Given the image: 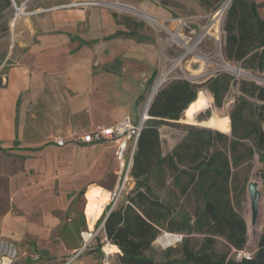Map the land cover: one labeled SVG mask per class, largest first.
<instances>
[{
    "label": "crops",
    "instance_id": "0c3cea01",
    "mask_svg": "<svg viewBox=\"0 0 264 264\" xmlns=\"http://www.w3.org/2000/svg\"><path fill=\"white\" fill-rule=\"evenodd\" d=\"M9 1L0 13V238L43 234L49 240L56 230L75 233L80 217L85 227L79 232L92 233L104 222L121 168L115 144L79 138L125 119L137 124L153 84L143 85L141 77L156 76L159 61L151 34L111 8L157 28L142 13L166 18L171 10L152 0L140 6L132 0H29L18 16L12 2L26 0ZM252 1L264 19V0ZM86 3L98 5L77 6ZM160 134L163 153L181 136L167 126ZM89 201L100 209L91 227ZM99 234L103 250L115 247L102 228ZM82 257L79 264H98L88 256L75 259Z\"/></svg>",
    "mask_w": 264,
    "mask_h": 264
},
{
    "label": "trees",
    "instance_id": "16d2710c",
    "mask_svg": "<svg viewBox=\"0 0 264 264\" xmlns=\"http://www.w3.org/2000/svg\"><path fill=\"white\" fill-rule=\"evenodd\" d=\"M10 5L9 0H0V13ZM229 5L223 19L224 59L261 73L264 19L258 15L260 6L252 0H232ZM230 80L224 74L205 85L176 79L154 94L132 160L134 186L102 218V230L116 247L112 248L118 252V264H264V226L251 257L235 259L234 255L246 252L248 238L247 225L232 205L237 172L255 157L264 188V88L241 81L240 91L256 99L259 109H249L246 100L237 101L228 117H213L208 105H221ZM180 119L209 121L212 126L180 123ZM163 126L181 132L176 145L165 153ZM192 202L193 213L187 209ZM81 226L85 227L83 217L74 228L77 235ZM166 232L182 234V242L156 255L153 243ZM219 239L225 242V251L217 250Z\"/></svg>",
    "mask_w": 264,
    "mask_h": 264
},
{
    "label": "rangeland",
    "instance_id": "374dc122",
    "mask_svg": "<svg viewBox=\"0 0 264 264\" xmlns=\"http://www.w3.org/2000/svg\"><path fill=\"white\" fill-rule=\"evenodd\" d=\"M156 3L165 2L167 7L171 10L172 17H156L147 12L148 15L154 18L156 22L161 23L168 31L171 33L179 34L181 39L185 41L189 46L193 44L196 39L200 36L202 32H205L204 39L197 43L194 47V51L190 52L183 61L178 62L175 70L172 72L173 77H182L194 81V84L205 85L211 79L216 78L220 74L227 75L231 78L228 85L227 92L220 106H215L214 103H210L208 106L211 111V116L216 118H221L227 116L233 109L235 101L240 97L239 94H243L239 89V83L241 81L249 83H255L259 87L264 88V82H260L257 79L264 81V71L258 73L252 69L243 68L239 62H227L223 56V44L225 39V32L223 30L224 25V15L221 18V24L217 25L216 20L213 18V14L218 11V9L223 6L222 4L226 0H152ZM135 6H140L141 3L148 2L147 0H132ZM231 2V1H230ZM230 4V3H229ZM228 4V5H229ZM230 6V5H229ZM135 8V7H134ZM138 9V8H137ZM112 12L117 15L132 18L134 22H138L141 25L142 31H147L152 36V42L155 45L156 51L159 56L160 71L166 72L171 68V62L183 52L182 46L178 41H174L173 38L164 29H159L153 26L147 20L131 14L129 12L120 11L118 9L111 8ZM14 14L16 15L15 11ZM20 16V15H18ZM209 27V28H207ZM224 62L231 66L230 70L238 72L240 69L252 75L251 77L237 76L233 73L225 70L223 67L219 66L224 64ZM236 67V68H233ZM238 80L237 88L233 89V83ZM151 88H148V94ZM206 90V89H205ZM204 89L200 92L205 91ZM149 96V95H148ZM245 100L248 102L249 109H259L260 103L252 98L243 94ZM147 99L143 103L145 106ZM254 106V107H253ZM144 110V109H143ZM143 112V111H142ZM212 123L209 121H204L202 125L205 127H211ZM174 138V137H173ZM172 138V139H173ZM261 165L257 162V157H255L250 166L239 169L237 172V191L233 193L234 197L232 200L233 209L241 215L244 222L247 225V246L246 253H251L257 246L259 235L264 226V208L262 216V208L259 207V216L257 220V225H251V210L249 209V195L247 194V184L252 181H256L259 184V189L261 194H263L264 202V188L262 184V179L257 176ZM91 191H89L87 198ZM89 200V199H88ZM94 202V201H93ZM93 202L89 201L87 205V218L92 226V223L99 213V207L94 206ZM195 203H191L187 206V209L191 213L194 212ZM264 205V203H263ZM25 237L22 240L6 239L7 241L13 243L17 256L13 264H65L70 258L77 252H79L78 258L81 256L92 259V261H97L98 264H118L115 258L116 253L112 247H106L102 249L100 242L99 230H94L92 233H87V231H82L77 235L76 233H71L63 231L62 229L54 231L49 234V240H45L43 234H24ZM160 234L153 243L154 254H161L169 247H176L173 240L163 239ZM196 241L199 240L195 237ZM100 244V245H99ZM76 245V252H72L69 246ZM65 247V249H64ZM218 251H225L226 245L222 239L218 240L217 243ZM108 252V254H106ZM237 255H234L236 259ZM36 257V258H35ZM77 258V257H76ZM75 261L70 264H79L82 259H74Z\"/></svg>",
    "mask_w": 264,
    "mask_h": 264
},
{
    "label": "built area",
    "instance_id": "2783aa9c",
    "mask_svg": "<svg viewBox=\"0 0 264 264\" xmlns=\"http://www.w3.org/2000/svg\"><path fill=\"white\" fill-rule=\"evenodd\" d=\"M27 2H29V0H26L20 6H16L12 2L13 9H14L16 15L25 14L24 13V5ZM85 5L94 6V5H98V3L77 4V6H85ZM228 7H229V5H227L225 7L221 6L218 9V11H216L213 14V18H214V20H216L217 25L221 24V21H222L221 18L225 14ZM151 19L154 20L153 17ZM164 30L167 31L170 36L177 34L176 32H175V34L171 33L165 27H164ZM177 35L179 36V34H177ZM205 36H206L205 32H202L200 34V36L196 39V41L193 44H191V45H193L192 51H194V47L196 46V44L201 42ZM181 41L185 43V41H183L182 39H181ZM180 45L182 46L183 52L180 53L178 56H176V58L171 62L172 66L170 69H168V71H166V72L160 71L161 67H160L159 61H158V72L154 78L155 81L153 82V87L151 89L153 92L155 91V93H156L159 89L162 88V86L164 84H166L170 81L176 80V79H182V80H186V81L190 82L186 78H182V77H176L175 78L172 75V72L175 70V68L177 66L176 64L178 62L183 61L185 59V57L190 52H192L191 50H190V52H187V50H185V47L182 44H180ZM186 45L189 46L188 44H186ZM219 66L224 68V66H230V65H228L224 62V64H220ZM238 69H240V65H239ZM237 76H239V75H237ZM141 80H142L143 85H146L148 82V80L145 78V76H142ZM193 82L194 81L191 80L190 83H193ZM146 118H147V115L145 113H143V114H141V117H140L139 122L137 124H132L129 119H125V120H123V121H121V122H119L113 126H110V127H97L95 130H93L89 133L83 134L79 138V141L81 143H84V144L112 143V144L116 145L115 156H116V159L118 160V162L120 163L121 170L119 172L118 186L116 187L115 191L112 193V196H111L110 211L117 206V204L120 202L122 197L125 194H127L128 192H130L134 186L133 185L134 181L131 178L130 171H131V166H132V160H133V157H134V154L136 151L137 141H138L140 132L144 126L143 123L146 120ZM56 144L58 146H63L64 143L62 140H57ZM126 155H127V159H125ZM102 227H103V224L99 227L98 230H100ZM161 238H163L165 240L171 238L173 240L174 245H179L182 242L183 235L182 234H180V235L179 234H170V233L166 232V233H162ZM78 255H79V252L75 253L70 258V260L67 261L65 264H70ZM236 255H237L236 260H238V261L241 258L249 259L251 257V254L246 253V252H239ZM16 256H17V251H16L13 243H11V242L3 239V238H0V264H13Z\"/></svg>",
    "mask_w": 264,
    "mask_h": 264
},
{
    "label": "water",
    "instance_id": "95a60500",
    "mask_svg": "<svg viewBox=\"0 0 264 264\" xmlns=\"http://www.w3.org/2000/svg\"><path fill=\"white\" fill-rule=\"evenodd\" d=\"M230 1H232V0H230ZM230 1L228 2V4L230 3ZM116 6H122V7L128 8V9L137 10L135 8H131L128 6H123V5H116ZM142 14L149 17V18H152L147 13H142ZM237 86H238V80H235L232 87H233V89H235V88H237ZM150 94H152L153 97L150 101H148ZM154 94H155V91L153 92L152 90L148 94L149 96H148V99L145 103V114L146 115L148 113V107H149L151 101L153 100V98L155 96ZM239 95H240V97L235 102L245 100V97L243 96V94H239ZM261 174H262V172H261V170H259L256 175L260 177ZM247 194L249 195V209L251 210V222L250 223L252 226H255V225H257V220H258V216H259V209H260L259 207L262 208L263 203H264L263 202V194H261L258 182L252 181V182H249L247 184Z\"/></svg>",
    "mask_w": 264,
    "mask_h": 264
},
{
    "label": "bare ground",
    "instance_id": "6f19581e",
    "mask_svg": "<svg viewBox=\"0 0 264 264\" xmlns=\"http://www.w3.org/2000/svg\"><path fill=\"white\" fill-rule=\"evenodd\" d=\"M151 19V18H150ZM154 22H156L155 20H154ZM156 23H158V22H156ZM159 24V23H158ZM207 28H209V27H207ZM159 29H164V27H163V25L160 23L159 24ZM172 36V38H173V40L175 41H178L180 44H182L184 47H185V50H187V52H190V50L192 51V49H193V45H191L190 47L189 46H187L184 42H182L181 41V38H180V36H178L177 34H175V35H171ZM224 68L226 69V70H228L229 72H231V73H233L234 75L236 74V75H240V76H245V77H251V78H253L252 77V75H250V74H247V73H245V72H243L242 70H240V69H238L239 71L238 72H236L235 70L234 71H232V70H230V68H231V66H224ZM233 68H236V67H233ZM261 80V79H260ZM262 82H264L263 80H261ZM107 254H108V252H107Z\"/></svg>",
    "mask_w": 264,
    "mask_h": 264
}]
</instances>
